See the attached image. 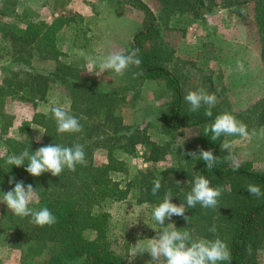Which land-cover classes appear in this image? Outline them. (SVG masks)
<instances>
[{
	"label": "trees",
	"instance_id": "16d2710c",
	"mask_svg": "<svg viewBox=\"0 0 264 264\" xmlns=\"http://www.w3.org/2000/svg\"><path fill=\"white\" fill-rule=\"evenodd\" d=\"M26 1L29 0H0V38L12 48L7 50L6 44L0 45V59L5 55L11 63L8 62L0 81V155H19L25 149L34 153L49 144L65 147L80 144L87 163L77 165L75 171L65 169L60 176L48 172L33 176L25 170L27 161L21 166H11L0 159V197L14 188V183H9L14 177L15 181H23L25 186L31 184L36 190L33 210L47 207L56 217L54 225L39 227L30 222L31 217L15 216L6 204L0 203V230L14 231L11 246L20 250L21 264H127V250L121 252L114 248L108 235L111 213L107 206L127 198L135 199L138 204L157 206L168 190L173 193V203L185 204V215L191 220L189 223L181 216H174L173 225L189 231L194 239L219 237L225 241L232 255L230 264H257L264 244V196H251L246 186L256 184L264 192V171L246 162H239V169L233 170L221 150L226 136L213 141L203 130L225 112L243 122L248 131L264 126V93L245 108L223 100L219 102L215 89L206 87L205 91L217 98L212 117L205 115L207 106L190 113L183 97L188 90L203 89L197 76L205 74L195 66L196 73L190 72L189 67L188 72L180 71V74L178 68L168 66L184 60L175 56V48L166 37L173 29L170 18L185 13L199 18L209 10L211 0H207V5L206 0H155L159 5L158 15L143 0H117L142 12L141 23L123 51L138 50L141 63L130 65L123 75H118L117 86L112 87L101 86L96 77L60 59L65 53L58 48L57 35L64 27L74 32L75 48L85 49L95 38L84 17L67 11L49 19H33L28 17V12L19 13L16 9ZM223 4L248 6L246 40L258 47L264 66V0H223ZM31 50L42 60L52 59L56 64L52 69L36 66ZM146 79L164 80L170 94L157 126L164 136L161 142L151 137L149 125L127 121L122 114L124 106L138 96ZM188 80L192 81L186 83ZM54 90L67 96V109L79 119L82 131L57 133L50 113L52 106L48 104L47 110L41 109L43 104L47 105L46 95ZM15 97L29 102L34 112L29 120L23 119L14 125L16 134L12 135L8 128L13 125L14 117L5 106ZM32 124L43 129L40 141L29 132ZM144 144L148 145V161L157 162L172 155L175 163L157 173L146 167L132 178H115L117 174L127 173V162L118 158L115 151L134 155L137 147ZM197 146L217 156L212 170L200 159ZM192 152L197 154L193 157L189 154ZM98 154H103V161L97 159ZM200 175L207 177L211 186L223 190L215 209L200 205L187 208L186 194L191 190L192 180ZM154 179H159L162 185L155 195L151 191ZM212 225L216 227L215 233L209 231Z\"/></svg>",
	"mask_w": 264,
	"mask_h": 264
},
{
	"label": "rangeland",
	"instance_id": "374dc122",
	"mask_svg": "<svg viewBox=\"0 0 264 264\" xmlns=\"http://www.w3.org/2000/svg\"><path fill=\"white\" fill-rule=\"evenodd\" d=\"M99 1L101 0H32L30 4H27L28 1L23 5L18 4L16 9L19 13L28 12V17L33 19L35 17L48 18L50 15L66 13L67 11L79 12L81 10L87 12L84 15V23L89 25L91 32L95 34V38L92 39L87 48L79 49L68 45L71 35L68 38V43L66 36L61 37L59 43H62L61 50L65 55L60 59L66 63L75 64L85 70L87 75L96 77L101 86L112 87L117 86L119 82L117 74L108 71L101 72L99 75L89 73L86 71L87 65L92 63L96 71H99V64H96V60L103 61L107 55L98 59L99 55L96 54L102 53L104 48L110 53L114 51L123 52L131 42L143 16L140 10L129 7L123 2L109 0L108 2H112L111 7L105 10ZM143 1L155 15H158L159 5L155 0ZM210 2L209 10H206L199 18H194L188 13L174 14L170 18V25L173 29L166 33V37L175 48V56L188 61L177 60L175 66H170V64L168 66L178 68L179 74L180 71L188 72L189 67L192 73H196L194 66L202 69L205 76L197 73V78L198 84L202 81L201 85L204 90L206 87L211 90L215 89L219 102L223 100L222 102L232 106L246 108L250 102L264 93V66L259 57L258 47L254 44L251 45L246 40L247 18L245 14L248 6L246 4L236 5V7L225 6L223 0H211ZM100 16L106 21L105 33L97 26ZM227 28H229V39L232 44L223 43V45H219L216 43V39H214L215 41L211 39L212 35L225 41L228 40L224 34ZM0 45H5L7 50L12 49L1 38ZM30 52L33 54V63L38 67L52 69L51 66L56 64L52 59L42 60L38 53L35 54V50ZM4 57L5 55H2L0 59V81L10 60V58ZM9 64L11 63L9 62ZM190 64L192 65L189 66ZM238 65L242 66L243 70ZM192 80H188L186 83ZM209 93L212 92L209 91ZM46 97L47 105L43 104L42 110H47L48 104L54 106L53 101L56 102L55 106L66 108L69 106L67 96L60 94L57 90L50 91ZM169 100L170 94L164 80L146 79L140 87L138 96L134 101H129L124 106L122 114L127 121L142 126L149 125L148 131L151 137L161 142L164 140V136L159 132L157 126L161 120L160 114L163 104ZM5 110L14 117L13 125L8 128V133L12 135L16 134L14 125L20 120H29L32 112H34V108L29 102L18 97L8 100ZM262 128L264 126L253 127L249 131L250 135L247 139L226 136L224 140L234 142L232 154L236 162L249 163L259 171H264V137L259 135ZM254 130L257 134L251 135ZM29 132L35 139L41 134L43 135L41 127H33V129L30 127ZM180 141L181 139H179ZM1 148L0 141V151ZM200 151V146H197L196 152ZM115 155L127 162V173L115 175V178L119 179L132 178L139 169L146 167L157 173L164 167L175 163L172 155H167L157 162L148 161V145L146 144L139 145L134 155L119 150L115 151ZM227 155V150H223V157L225 158ZM97 159L103 161V154H98ZM131 201L125 202L126 207H117L113 205L114 203L107 206V209L111 210L108 235L113 240L114 248L121 252L127 250V264H154L148 252H144V256L141 254L134 255L135 244L139 240L146 241L155 237L164 227H173L175 215L166 219L165 225L162 226L153 219L152 213L155 205L149 203L150 205L140 206L136 205L135 199L131 198ZM35 204L36 201L31 203L29 207L34 209ZM13 232V230L3 232L0 230V264H21L20 250L11 246ZM257 264H264V244L260 250Z\"/></svg>",
	"mask_w": 264,
	"mask_h": 264
},
{
	"label": "clouds",
	"instance_id": "9594fccd",
	"mask_svg": "<svg viewBox=\"0 0 264 264\" xmlns=\"http://www.w3.org/2000/svg\"><path fill=\"white\" fill-rule=\"evenodd\" d=\"M138 50L133 49L129 53L114 51L108 54L99 64V71H96L92 63H88L87 72L99 75L101 72H112L117 75H123L130 65L139 66L141 60L137 55ZM241 70L242 66L238 65ZM189 105L188 111L196 112L202 106H207L205 115L212 117V107L216 104L217 98L214 93H208L204 89L188 90L183 97ZM56 102L50 108L51 118L55 120L57 133H78L82 131V125L79 119L72 115L70 111L63 106H55ZM45 112V115H48ZM41 133V132H40ZM203 133L210 136L213 141H217L222 135L241 137L247 139L249 131L247 126L236 119L231 113L225 112L215 117L214 121L207 125ZM255 130L251 135H256ZM264 137V128L259 132ZM43 135L36 139L39 141ZM234 142L224 141L221 144V150H227L226 160L230 161L233 170H237L240 164L236 162L232 154ZM193 157L195 152L189 153ZM200 159L206 162L208 170H212L217 163V156L211 150H201ZM8 165L21 166L27 161L26 171L33 176H40L48 172L52 176H60L65 169L75 171L77 165H86L85 151L82 145L75 144L72 147H65L58 144H49L38 148L34 153L25 149L19 155H0ZM9 183H14V188L3 192L0 197V203L7 205L13 215L24 218L31 217V223L36 226H52L56 223V217L47 208L33 210L29 207L31 203L37 200V193L31 184L25 186L23 181H15L11 178ZM152 194L155 195L162 187L159 179L153 180ZM247 191L253 197L264 196V192L256 184H248ZM222 189L211 186L207 177L195 176L192 180L191 190L186 194L187 208H195L200 205L203 208L215 209L218 207V198L222 195ZM173 193L168 190L165 193L163 201L153 210V219L160 225H165V220L172 216H181L186 222L191 223L190 217L185 215L186 207L184 203L175 204L172 202ZM212 233L216 232L215 225L209 228ZM148 252L151 255L154 264H225L231 262L232 255L225 241L219 237L215 239L199 238L194 239L187 230L181 231L175 225L171 228L164 227L163 230L153 238L146 241H138L135 244V253L143 254Z\"/></svg>",
	"mask_w": 264,
	"mask_h": 264
},
{
	"label": "crops",
	"instance_id": "0c3cea01",
	"mask_svg": "<svg viewBox=\"0 0 264 264\" xmlns=\"http://www.w3.org/2000/svg\"><path fill=\"white\" fill-rule=\"evenodd\" d=\"M109 0H101V1H99V4H102L101 6H102V8L103 9H105V10H108L109 9V7H111L110 5L112 4V2H108ZM30 3H32V0H29L28 2H27V4H30ZM107 3V4H106ZM85 4V3H84ZM87 4V3H86ZM94 4V3H93ZM106 5V6H105ZM84 6V5H83ZM238 6V5H237ZM85 7V6H84ZM90 7H91V5H90ZM94 7H95V5H94ZM231 7H236V6H231ZM84 9V8H83ZM79 14H81L83 17H84V15H86L87 14V12H83V11H79L78 12ZM89 13V12H88ZM57 15H59V14H55V15H50L49 17H48V19L49 18H51V17H55V16H57ZM85 18V17H84ZM100 20L97 22V26H98V28L101 30V31H103V33H105L104 32V30H106V28H107V25L105 24V20L102 18V16H100V18H99ZM224 34L226 35V37H227V39L228 40H223V39H221L220 37H216V36H212L211 35V39H216L217 41H216V43H218L219 45H223V43H226V44H232V41L229 39V28H227V29H225V31H224ZM71 35V36H70ZM63 36H66V42L68 43V38H69V36H70V41H69V43H68V45H70L71 47H74L73 45H72V39H73V37H74V32L69 28V27H64L62 30H60V32L58 33V35H57V38H58V41H57V43H58V48L61 50V47H62V43L60 42L59 43V39L61 38V37H63ZM215 41V40H214ZM74 49V48H73ZM75 50H78V49H75ZM108 54H110V52L107 50V49H105L104 48V50L102 51V53H97L96 55H99L98 56V59H100V58H103L105 55H108ZM102 61H98V60H96V64H100ZM110 73H112V72H110ZM117 77H118V75H117ZM32 129H33V127L35 128V127H40V126H38V125H35V124H32L31 126H30ZM43 133V132H42ZM125 202H132L131 201V198H127V199H124V200H121V201H117V202H114V206H117V207H126L125 205H126V203ZM136 203V202H135ZM150 205L149 203H141V204H138V203H136V205ZM111 211V210H110ZM142 256H144V254H141Z\"/></svg>",
	"mask_w": 264,
	"mask_h": 264
}]
</instances>
